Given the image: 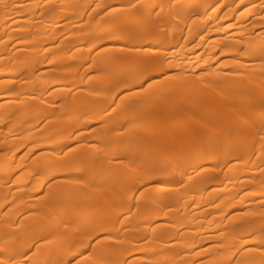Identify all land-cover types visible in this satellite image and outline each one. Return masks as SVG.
Instances as JSON below:
<instances>
[{
  "label": "bare ground",
  "instance_id": "bare-ground-1",
  "mask_svg": "<svg viewBox=\"0 0 264 264\" xmlns=\"http://www.w3.org/2000/svg\"><path fill=\"white\" fill-rule=\"evenodd\" d=\"M0 264H264V0H0Z\"/></svg>",
  "mask_w": 264,
  "mask_h": 264
}]
</instances>
